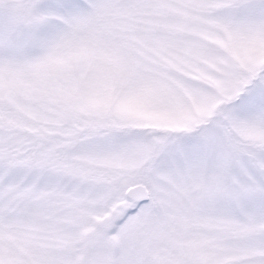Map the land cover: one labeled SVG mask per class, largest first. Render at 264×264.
I'll list each match as a JSON object with an SVG mask.
<instances>
[{
    "label": "snow or ice",
    "instance_id": "obj_1",
    "mask_svg": "<svg viewBox=\"0 0 264 264\" xmlns=\"http://www.w3.org/2000/svg\"><path fill=\"white\" fill-rule=\"evenodd\" d=\"M0 264H264V0H0Z\"/></svg>",
    "mask_w": 264,
    "mask_h": 264
}]
</instances>
